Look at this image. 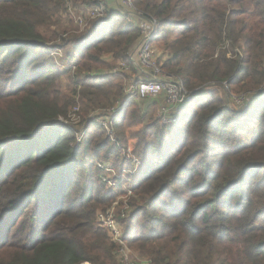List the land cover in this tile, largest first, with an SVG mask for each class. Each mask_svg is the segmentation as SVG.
Listing matches in <instances>:
<instances>
[{"label": "trees", "instance_id": "1", "mask_svg": "<svg viewBox=\"0 0 264 264\" xmlns=\"http://www.w3.org/2000/svg\"><path fill=\"white\" fill-rule=\"evenodd\" d=\"M100 1L0 0V264H122L97 214L128 192L122 242L151 264H264V0H133L187 91L171 124L126 98L138 19L90 20ZM117 102L109 134L98 113Z\"/></svg>", "mask_w": 264, "mask_h": 264}, {"label": "built area", "instance_id": "2", "mask_svg": "<svg viewBox=\"0 0 264 264\" xmlns=\"http://www.w3.org/2000/svg\"><path fill=\"white\" fill-rule=\"evenodd\" d=\"M107 1L108 0H101L100 5L92 12L86 14V16H88L90 20L103 18L106 8L108 9ZM121 2L123 7L122 11L126 16H129L128 20L133 18L138 19L140 30V37L131 56V60L138 68L139 74L137 77L131 78L127 83L125 88L126 98L130 100L134 99L136 101H158L160 105L159 115L163 117V122L165 124L174 123L176 120L170 116V112L175 108V106L185 102L187 98V91L184 89L181 81L164 75L156 61L153 42L159 25L153 18H138L133 0H121ZM71 17L78 25L79 29L83 26L87 28L88 22L82 13H76L73 11L71 12ZM146 70L148 71L146 72ZM115 71L126 73L129 71V66L126 64H119L115 68L114 72ZM244 100V97L242 99L238 98L236 105H242ZM124 106L125 103L117 102L116 105L107 110L106 117L102 116L99 120H97L99 124L104 125V127L109 131V134H113V131L109 127V123L112 121L114 115L122 112ZM78 112L79 108L76 107L75 112H73L74 116ZM61 122L65 124L68 123L63 119H61ZM81 139L82 136H78V142H80ZM134 163L135 169L132 172L133 174L140 166V162L138 160H135ZM98 167L105 172L113 174L112 178L120 179L122 177L123 180V176L117 175V172L114 171L111 166L99 163ZM102 179L112 189L118 186L117 182L107 179L106 175ZM130 194L131 192H128V195L123 197L124 201L122 197H119L120 199L117 200L110 209L98 212L97 214V222L99 226L109 233L112 241L116 244L123 243V228L118 222V217L124 219L128 216L130 210L128 197ZM125 251L126 250L122 248L118 250V253L120 255L127 256Z\"/></svg>", "mask_w": 264, "mask_h": 264}, {"label": "rangeland", "instance_id": "3", "mask_svg": "<svg viewBox=\"0 0 264 264\" xmlns=\"http://www.w3.org/2000/svg\"><path fill=\"white\" fill-rule=\"evenodd\" d=\"M107 5H108V8L111 10V8L113 7L114 9H115V11H117V12H120L122 9H123V7H122V2H121V0H108L107 1ZM72 19V18H71ZM73 20V19H72ZM74 23V24H73ZM73 23H69V22H67L66 24H65V26H66V28H70V29H74V30H76V27L78 28V25L74 22V20H73ZM85 28V26H83V27H81L79 30L80 31H82L83 29ZM137 44V43H136ZM136 44H135V46H136ZM135 46H134V48H133V52H134V50H135ZM154 47V53H155V50H156V47H157V45H154L153 46ZM157 50L159 51V48H157ZM62 55V56H61ZM64 55H65V53H64V51H62V53L58 56V60H59V58H61V57H64ZM155 57H156V59H157V55L155 54ZM111 62V61H110ZM120 64V63H119ZM118 66V64L117 65H115L114 67H113V69H112V71H111V73L113 72V74H117V73H121V72H119V71H115L114 72V70H115V68ZM148 70H146V72H147ZM97 73V72H96ZM103 73V72H102ZM63 83H65V82H63ZM125 89V88H124ZM241 97H243V96H241ZM230 99V104H236L237 103V101H238V98H236V97H234V98H229ZM150 101H144L143 102V100H141V101H137V104L145 111L144 112V115H145V123L146 122H148L151 118H152V116H153V114H152V112H153V106H151L150 107ZM238 106H241V105H238ZM75 108V107H74ZM76 109V108H75ZM75 109H72L73 110V112H75ZM80 111V110H79ZM71 112V111H70ZM73 112H71V113H69V118H70V123H71V125H75L76 127H79V129L81 130L82 129V126H83V124H85V122H82V116L80 115V114H76L75 116H74V113ZM107 113V112H106ZM106 113H104V112H99L98 114H101V115H103V116H105L106 117ZM96 114H93V113H91L90 114V117L91 116H95ZM75 117V118H74ZM73 118H74V120H73ZM101 118V117H100ZM100 118H98V120L100 119ZM109 119H110V117H109ZM102 120V119H101ZM59 124H62V125H66L65 123H63V122H61V120H59ZM104 126V125H103ZM104 164V163H103ZM113 177V174H111V173H108V172H106V178L107 179H111ZM109 186V185H108ZM110 187V186H109ZM111 188V187H110ZM43 194H50V196H54L55 194H62V193H60L59 191H57V190H54V189H47V190H45V191H43ZM60 197H62V195L60 196ZM120 198H118L117 200H119ZM122 199H123V201H124V198L122 197ZM122 209V208H121ZM131 210V209H130ZM130 210H129V213H130ZM129 215V214H128ZM119 246H120V249H125L126 251H125V254L127 255V256H123V255H120V257H119V261H121V263L122 264H151V260L150 259H148L147 258V256L145 255V254H143V253H141L138 249H137V247H133V248H129L127 245H125L124 243H122V244H119Z\"/></svg>", "mask_w": 264, "mask_h": 264}, {"label": "crops", "instance_id": "4", "mask_svg": "<svg viewBox=\"0 0 264 264\" xmlns=\"http://www.w3.org/2000/svg\"><path fill=\"white\" fill-rule=\"evenodd\" d=\"M115 9H116V8H115ZM115 9L112 7V8H111V11H115ZM144 101H147V100H144ZM144 101H143V102H144ZM148 101L151 102V103H150V107L153 106V105L155 104V102H154L153 100H148Z\"/></svg>", "mask_w": 264, "mask_h": 264}]
</instances>
